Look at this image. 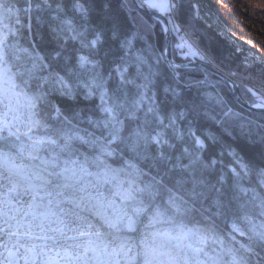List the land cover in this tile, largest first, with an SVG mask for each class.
Here are the masks:
<instances>
[{"label": "snow or ice", "instance_id": "6c2138e0", "mask_svg": "<svg viewBox=\"0 0 264 264\" xmlns=\"http://www.w3.org/2000/svg\"><path fill=\"white\" fill-rule=\"evenodd\" d=\"M214 15L0 0V264H264V48Z\"/></svg>", "mask_w": 264, "mask_h": 264}, {"label": "trees", "instance_id": "16d2710c", "mask_svg": "<svg viewBox=\"0 0 264 264\" xmlns=\"http://www.w3.org/2000/svg\"><path fill=\"white\" fill-rule=\"evenodd\" d=\"M254 2L258 3L260 0H222L223 6L216 4V0H212L215 7L212 23L234 34L232 39L236 43L243 44L244 41H251V44L255 45V50H259L264 48V32L260 31L264 28V21L260 19L264 16V12L251 8L250 5ZM241 7L245 11H240ZM243 46L250 47L248 44Z\"/></svg>", "mask_w": 264, "mask_h": 264}, {"label": "rangeland", "instance_id": "374dc122", "mask_svg": "<svg viewBox=\"0 0 264 264\" xmlns=\"http://www.w3.org/2000/svg\"><path fill=\"white\" fill-rule=\"evenodd\" d=\"M225 30V29H224Z\"/></svg>", "mask_w": 264, "mask_h": 264}]
</instances>
